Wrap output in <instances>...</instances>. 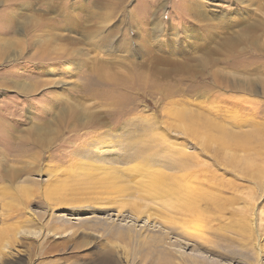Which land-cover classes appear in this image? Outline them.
<instances>
[{"label": "rangeland", "instance_id": "obj_1", "mask_svg": "<svg viewBox=\"0 0 264 264\" xmlns=\"http://www.w3.org/2000/svg\"><path fill=\"white\" fill-rule=\"evenodd\" d=\"M177 156L221 211L166 209ZM1 231L0 264H264V0H0Z\"/></svg>", "mask_w": 264, "mask_h": 264}, {"label": "bare ground", "instance_id": "obj_2", "mask_svg": "<svg viewBox=\"0 0 264 264\" xmlns=\"http://www.w3.org/2000/svg\"><path fill=\"white\" fill-rule=\"evenodd\" d=\"M243 125H245V124L243 123ZM242 133H244V132H242ZM142 152L143 151H141V149H140L141 154H142ZM147 152H148V150H146V152L144 154H146ZM159 155L160 154H158V156ZM145 156H143V157H145ZM149 157L153 158L150 155H149ZM162 158H161V160L165 159L164 157H162ZM146 160H147V158H146ZM157 160L155 161L156 163L152 162L153 160L151 162L153 164H160L159 162L157 163ZM162 165L168 166L171 169L178 170L179 172L183 171V173H181V174H177L176 172L168 173V172H165L163 170H159V171L147 170L146 171V174L152 180V183H154L155 185H158V184L161 185V186H156V187L160 188V190H158V192L156 194H158L159 196H162V197L164 196L166 198V200H165L166 209L168 211L175 210V212L178 211V212L184 213L186 215L198 216L199 213L202 212V210H203L202 205L204 203H208L209 201H211L210 200L211 194L209 192H207L206 190L204 191L200 187V185H201L200 182H203V181H201L199 175H197V172H196V171H198L199 164L194 162L191 159H185V158H181V157H180V159H178V156H177L176 159H173V160L166 162V165L164 163ZM193 169H195V172H193ZM211 199H215L217 209L219 211H221L222 210V199L220 197V194L215 193V192L212 193ZM172 212H174V211H172ZM230 218H229V220H230ZM243 221H244V218H243ZM247 227H248L249 232H251L253 230L251 228L252 225L251 226L247 225ZM2 234H3V231L0 232V236Z\"/></svg>", "mask_w": 264, "mask_h": 264}]
</instances>
